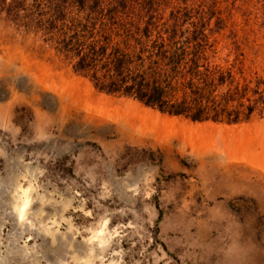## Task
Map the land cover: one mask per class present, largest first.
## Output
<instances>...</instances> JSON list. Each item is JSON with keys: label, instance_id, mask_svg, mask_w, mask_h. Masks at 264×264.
<instances>
[{"label": "rangeland", "instance_id": "374dc122", "mask_svg": "<svg viewBox=\"0 0 264 264\" xmlns=\"http://www.w3.org/2000/svg\"><path fill=\"white\" fill-rule=\"evenodd\" d=\"M159 2L161 22L204 24L207 64L247 86L251 115L192 122L100 92L47 44L32 0L1 1L0 264H264V0ZM33 79L136 130L61 116ZM25 191L17 224L9 198Z\"/></svg>", "mask_w": 264, "mask_h": 264}, {"label": "trees", "instance_id": "16d2710c", "mask_svg": "<svg viewBox=\"0 0 264 264\" xmlns=\"http://www.w3.org/2000/svg\"><path fill=\"white\" fill-rule=\"evenodd\" d=\"M161 6L159 0H32L31 8L47 44L96 90L192 122L247 120L249 90H241L230 69L207 64L204 24L182 30L175 16L161 22ZM12 8L27 11L22 1Z\"/></svg>", "mask_w": 264, "mask_h": 264}, {"label": "bare ground", "instance_id": "6f19581e", "mask_svg": "<svg viewBox=\"0 0 264 264\" xmlns=\"http://www.w3.org/2000/svg\"><path fill=\"white\" fill-rule=\"evenodd\" d=\"M5 77V76H4ZM44 88V87H43ZM28 91H30L31 93H35L37 96V99L40 98L42 99H51V101L56 103V106H58L59 108L62 109V114L61 116L64 115V113L68 110L67 107L74 108L78 113L82 110H86L88 111L90 114L92 113V108L89 107V105H87L85 102H83L81 99L75 98L74 96H72L70 92H67L66 95L64 93L62 94H58L57 92L53 95V91L52 89L49 90H43L42 86L36 81V80H31L30 85L28 87ZM34 98V97H33ZM36 98V97H35ZM97 109V108H96ZM83 112V111H82ZM93 116H89V114L87 113L85 116V119L88 120V122H93L94 120H96L95 118L99 117L100 122H104L106 124H112L114 125V129H116L118 132L124 133V134H128L130 132H133L136 130V128H134V126L126 120L120 119L119 117L113 118L112 115L106 113H102V111L100 109H97L94 111V113H92ZM91 114V115H92ZM98 121V120H97ZM110 130V129H109ZM113 130V129H112ZM9 203L13 206V208L11 209V214L13 215L15 221L17 224L22 223L25 220L26 217V209L27 206L30 202V196H28L25 192H22V194H20V196H18V198H16V196H11L9 198ZM102 230L100 232H98V234H94L92 239H95L96 242L100 244H105L104 240L102 239ZM67 235V234H66ZM109 264H113L112 262Z\"/></svg>", "mask_w": 264, "mask_h": 264}]
</instances>
